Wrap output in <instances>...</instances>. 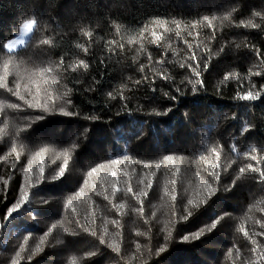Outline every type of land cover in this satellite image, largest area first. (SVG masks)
<instances>
[{
	"label": "trees",
	"instance_id": "trees-1",
	"mask_svg": "<svg viewBox=\"0 0 264 264\" xmlns=\"http://www.w3.org/2000/svg\"><path fill=\"white\" fill-rule=\"evenodd\" d=\"M261 173L264 0H0V264H264Z\"/></svg>",
	"mask_w": 264,
	"mask_h": 264
},
{
	"label": "snow or ice",
	"instance_id": "snow-or-ice-1",
	"mask_svg": "<svg viewBox=\"0 0 264 264\" xmlns=\"http://www.w3.org/2000/svg\"><path fill=\"white\" fill-rule=\"evenodd\" d=\"M205 20H207V17H205ZM33 23L34 21H29L28 23L24 24L22 27H21V37H23L24 35L27 34V32L31 31L32 29V26H33ZM14 43H23V40H19V41H15ZM4 47H7V48H11L12 45L9 44V45H4ZM242 99H246V100H255L257 99V95H253L251 92H249L248 94H246L245 96L242 97ZM247 130V129H245ZM254 159V157H253ZM241 171H243V169H241ZM253 171H255V169H253ZM63 175V173H61V176ZM262 176H264V173H261ZM129 192L132 191L131 188L128 189ZM144 195H147V193H144ZM184 239H188V237H185ZM102 242V241H101Z\"/></svg>",
	"mask_w": 264,
	"mask_h": 264
},
{
	"label": "rangeland",
	"instance_id": "rangeland-1",
	"mask_svg": "<svg viewBox=\"0 0 264 264\" xmlns=\"http://www.w3.org/2000/svg\"><path fill=\"white\" fill-rule=\"evenodd\" d=\"M30 20H26V21H22L21 24L19 25L17 31L14 33V35L8 37L5 41H4V45H9L11 44L12 47L10 49L16 48L20 45H22L23 43H14L15 41H19V40H23V42L25 41V39L27 38V35L29 32H27L26 35H24L23 37H21V27L28 23ZM9 49V48H8Z\"/></svg>",
	"mask_w": 264,
	"mask_h": 264
}]
</instances>
